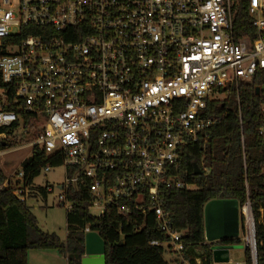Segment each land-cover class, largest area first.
<instances>
[{"label": "built area", "instance_id": "built-area-1", "mask_svg": "<svg viewBox=\"0 0 264 264\" xmlns=\"http://www.w3.org/2000/svg\"><path fill=\"white\" fill-rule=\"evenodd\" d=\"M232 6L233 0H1L0 156L8 141L24 143L29 155L39 148L60 156L65 180L58 199L67 211L73 203L66 191L81 186L91 193L86 207L96 218L108 209L150 213L166 240L149 244L185 264V231L173 227L163 201L169 188L193 189L174 175L181 149L207 142L218 121L207 114L209 103L232 96L239 104L240 85L264 69V0H248L256 33L250 49L234 39ZM29 192L19 186L14 195L29 203ZM258 213L264 223V209ZM239 214L255 264L248 201Z\"/></svg>", "mask_w": 264, "mask_h": 264}, {"label": "trees", "instance_id": "trees-1", "mask_svg": "<svg viewBox=\"0 0 264 264\" xmlns=\"http://www.w3.org/2000/svg\"><path fill=\"white\" fill-rule=\"evenodd\" d=\"M231 15L235 41L250 49L256 33L248 15V0H233ZM263 87L264 69H260L250 82L240 85L239 104L232 96L209 103L207 114L217 116L218 121L210 129L207 142L197 141L181 149L174 175L193 189L169 188L163 201L173 227L185 231L182 240L185 264H214L211 246L204 239L203 224V207L214 199H233L238 209L249 202L255 222L256 264H264V223L258 222V209H264V136L260 134V128L264 127ZM18 144L21 143L8 141L5 148ZM194 164L201 171L198 175L193 174ZM59 165H62L60 156L47 157L35 148L21 163V178L13 181L0 169V264H27L30 250L56 251L66 258L67 264H80L85 227L103 239L105 264H183L176 259L165 260L162 247L149 244L151 240H166L152 214L143 218L134 211L120 215L115 209H108L96 218L86 207L91 193L81 186H71L66 191L73 208L66 212L65 240L42 231L31 206L19 200L14 191L19 186L30 190L42 169ZM46 188L38 189L44 198L49 192ZM225 242L234 245L240 239ZM243 261L252 264L247 247Z\"/></svg>", "mask_w": 264, "mask_h": 264}, {"label": "rangeland", "instance_id": "rangeland-1", "mask_svg": "<svg viewBox=\"0 0 264 264\" xmlns=\"http://www.w3.org/2000/svg\"><path fill=\"white\" fill-rule=\"evenodd\" d=\"M1 1V0H0ZM30 148L24 143L11 147L6 153L0 156V169L7 178L15 181L17 172L21 170L22 161L29 156ZM65 180V168L63 165L42 169L40 174L34 178L29 192V205L31 212L37 219L39 228L47 233H55L61 240L66 237V221L65 216L67 210L60 204L58 196L61 193L59 185H62ZM49 186L51 190L47 193L46 198L42 197L38 192L40 187ZM243 222V221H242ZM241 236V235H240ZM39 250H30L29 264H50L49 261H43L39 258L36 252ZM52 251V250H50ZM229 262H242L244 258V243L240 239V243L234 244L230 249ZM29 256V253H28ZM163 258L167 261L173 260L174 256L163 251ZM53 264V263H52ZM57 264V263H54ZM226 264V263H216Z\"/></svg>", "mask_w": 264, "mask_h": 264}, {"label": "water", "instance_id": "water-1", "mask_svg": "<svg viewBox=\"0 0 264 264\" xmlns=\"http://www.w3.org/2000/svg\"><path fill=\"white\" fill-rule=\"evenodd\" d=\"M259 88H256V93ZM193 174L201 173L196 164L193 165ZM238 204L233 199H214L208 201L203 207L204 239L210 244L213 263H227L232 244L225 240L232 236L228 224L223 221H234ZM246 247H244L245 249ZM105 244L103 239L95 231H87L84 234V254L80 264H105ZM256 264V254H255Z\"/></svg>", "mask_w": 264, "mask_h": 264}, {"label": "crops", "instance_id": "crops-1", "mask_svg": "<svg viewBox=\"0 0 264 264\" xmlns=\"http://www.w3.org/2000/svg\"><path fill=\"white\" fill-rule=\"evenodd\" d=\"M203 219H204V217H203ZM226 222L229 225L228 228H229L230 232L233 233L232 236L229 235V237L226 240L241 239L242 234H243V223H242V218L239 214V209H237V214L234 217V221H223V223H226ZM203 223H204V221H203ZM64 240H62V241H64ZM205 242H206V240H205ZM36 252H40V253H37L36 255H33V256L34 257L38 256L39 258L44 259L43 260L44 262L49 261L50 264H52V263L53 264L54 263L67 264L66 258L63 255H60L59 253H57L56 251L39 250ZM29 257H30V252H29V256L27 258V264H29L28 263ZM229 259H230V253H229ZM235 262H238V261H235ZM214 264H216V263H214Z\"/></svg>", "mask_w": 264, "mask_h": 264}]
</instances>
